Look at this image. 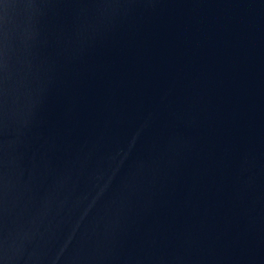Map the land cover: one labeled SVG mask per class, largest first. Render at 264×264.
<instances>
[{"label": "water", "instance_id": "95a60500", "mask_svg": "<svg viewBox=\"0 0 264 264\" xmlns=\"http://www.w3.org/2000/svg\"><path fill=\"white\" fill-rule=\"evenodd\" d=\"M0 264H264V0H0Z\"/></svg>", "mask_w": 264, "mask_h": 264}]
</instances>
